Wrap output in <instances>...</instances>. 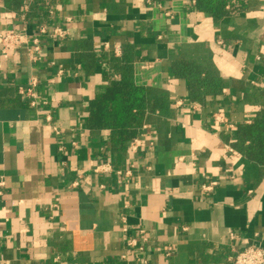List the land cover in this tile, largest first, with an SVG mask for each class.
<instances>
[{
  "label": "crops",
  "instance_id": "crops-1",
  "mask_svg": "<svg viewBox=\"0 0 264 264\" xmlns=\"http://www.w3.org/2000/svg\"><path fill=\"white\" fill-rule=\"evenodd\" d=\"M244 1L219 18L197 0L0 2V35H27L6 54L0 42V264H228L264 246V164L234 147L264 109V0ZM43 23L67 34L41 36L35 59ZM125 53L135 83L166 92L172 110L148 113L144 145L119 156L89 118L109 85L102 56ZM180 60L222 91L193 99Z\"/></svg>",
  "mask_w": 264,
  "mask_h": 264
},
{
  "label": "trees",
  "instance_id": "trees-1",
  "mask_svg": "<svg viewBox=\"0 0 264 264\" xmlns=\"http://www.w3.org/2000/svg\"><path fill=\"white\" fill-rule=\"evenodd\" d=\"M44 3L45 0H39ZM199 8L212 12L217 18L244 9V0H197ZM17 9L21 0H5ZM109 85L94 96L90 103L89 124L93 129L110 130V144L122 156L130 143L141 132L145 117L150 112L171 114V102L166 92L138 85L134 81V56H102ZM175 73L189 80L191 97L203 100L209 94L222 91L224 81L201 68L196 61L180 60L174 64ZM234 147L247 158L264 164V109L251 123H240Z\"/></svg>",
  "mask_w": 264,
  "mask_h": 264
},
{
  "label": "built area",
  "instance_id": "built-area-1",
  "mask_svg": "<svg viewBox=\"0 0 264 264\" xmlns=\"http://www.w3.org/2000/svg\"><path fill=\"white\" fill-rule=\"evenodd\" d=\"M1 1L2 0H0V2ZM49 13H53V10H50ZM66 34V29L60 26H56L52 30H50L49 25L45 23L41 24L38 29V35L33 39L34 47L32 51V57L38 59L41 56V36L64 38ZM26 41L27 35L25 28H23L22 30L14 28L5 30L0 35V42L3 44L2 53L6 54L9 50ZM116 52H118V50ZM22 92L30 95L32 94V89L29 88L27 90H23ZM141 145H144V142L139 138L136 137L132 140V148H137ZM110 169L111 166L109 164L96 167V171H107ZM117 173L120 175L123 174L121 170H118ZM126 173H129V171H126ZM215 184L216 181H213L209 186H207V188H212ZM123 219L125 220L124 217ZM123 229L124 231L127 230V228ZM140 234L143 236L144 240H147L144 229L140 230ZM127 244L136 252L141 253L144 250V247L142 245H139L137 238L135 237H129L127 240ZM121 258L122 260H127V255L123 254ZM228 264H264V246L257 243H252L245 247L243 250L238 251L237 254L231 258V262Z\"/></svg>",
  "mask_w": 264,
  "mask_h": 264
}]
</instances>
